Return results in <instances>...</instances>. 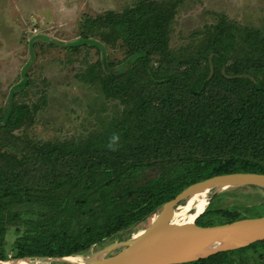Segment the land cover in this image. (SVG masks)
Returning <instances> with one entry per match:
<instances>
[{"label":"trees","instance_id":"trees-1","mask_svg":"<svg viewBox=\"0 0 264 264\" xmlns=\"http://www.w3.org/2000/svg\"><path fill=\"white\" fill-rule=\"evenodd\" d=\"M183 2L136 0L84 17L81 40L68 51L99 39L104 46L120 43L125 54L120 71L103 58L78 75L121 108L95 131L68 139L30 133L42 107L16 98L25 87L8 110L0 107V260L85 255L154 217L195 183L264 174V20L242 25L216 14L173 47ZM240 187L264 192L223 189L195 222L230 223L264 208V200L220 205ZM250 260L264 264V241L183 264Z\"/></svg>","mask_w":264,"mask_h":264},{"label":"rangeland","instance_id":"rangeland-1","mask_svg":"<svg viewBox=\"0 0 264 264\" xmlns=\"http://www.w3.org/2000/svg\"><path fill=\"white\" fill-rule=\"evenodd\" d=\"M136 0H0V107L9 109L13 94L42 109L30 133L40 139L84 137L120 111L117 102L107 101L92 85L80 81L79 73L97 60L124 69V49L120 43L104 46L99 39L90 46L66 47L81 40L85 16L97 18L108 10L120 11ZM172 26L171 45L189 41L191 34L224 14L242 25L260 26L264 20V0H183ZM92 45V46H91ZM104 58V59H103ZM122 63V64H120ZM30 81V84L26 82ZM227 195L221 206L264 200V192L240 187ZM215 192L189 198L177 208L174 221L185 223L197 211L199 199L209 203ZM248 204V205H249ZM192 212V213H191ZM156 216V215H155ZM154 216V217H155ZM251 217H264V208ZM35 217V216H34ZM123 232L120 239L96 245L76 260H45L46 264H84L115 242L129 239L147 229L152 219ZM121 250H115L117 252ZM94 253V254H93ZM90 255V256H89ZM248 264H255L251 260Z\"/></svg>","mask_w":264,"mask_h":264},{"label":"water","instance_id":"water-1","mask_svg":"<svg viewBox=\"0 0 264 264\" xmlns=\"http://www.w3.org/2000/svg\"><path fill=\"white\" fill-rule=\"evenodd\" d=\"M236 186L264 188V174L232 173L195 183L162 205L156 219L138 237L115 242L84 264H183L264 241V217L245 218L213 226H201L195 222L196 218L191 223L172 225L173 210L187 199L206 191H215V196L223 189ZM148 240L160 244L145 249L135 247L139 242ZM66 258H18L0 260V263L27 259L32 264H46L45 260L68 261Z\"/></svg>","mask_w":264,"mask_h":264},{"label":"bare ground","instance_id":"bare-ground-1","mask_svg":"<svg viewBox=\"0 0 264 264\" xmlns=\"http://www.w3.org/2000/svg\"><path fill=\"white\" fill-rule=\"evenodd\" d=\"M207 193H209V191H206V192H203V193H200V194H198V195H195V196H193V198H197V197H199V196H201V195H206ZM214 198V197H213ZM198 205H197V211L195 212V214H192L191 215V219H190V221H188V222H185V223H191V222H193L194 221V219H196L203 211H204V209L206 208V206L208 205V201L206 200V199H199V201H198ZM186 205V204H185ZM156 213V212H155ZM192 213V212H191ZM173 216H172V220H171V222H172V225H174V226H179V225H183L184 223H178V222H176V221H174V218L178 215V210L175 208L174 210H173V214H172ZM156 219V216L152 219V222L154 221ZM150 220V219H149ZM151 222V223H152ZM143 231L144 230H142V231H140L139 233H137L136 235H135V237H138L140 234H142L143 233ZM160 243H155V242H151L150 240H148V241H141V242H139L138 244H136V248H138V249H145V248H147V247H152V246H156V245H159ZM94 254V253H93ZM90 256V255H89ZM50 260V259H49ZM66 260H68V261H72V262H74L75 260H76V258L75 257H67L66 258ZM0 264H32L29 260H27V259H21V260H19V261H16V262H13V263H0ZM68 264V263H67Z\"/></svg>","mask_w":264,"mask_h":264},{"label":"clouds","instance_id":"clouds-1","mask_svg":"<svg viewBox=\"0 0 264 264\" xmlns=\"http://www.w3.org/2000/svg\"><path fill=\"white\" fill-rule=\"evenodd\" d=\"M116 139H117V137H116V136H113V137L111 138V141L114 142V141H116ZM112 146H113V145H112V143L110 142V143H109V148H112Z\"/></svg>","mask_w":264,"mask_h":264}]
</instances>
